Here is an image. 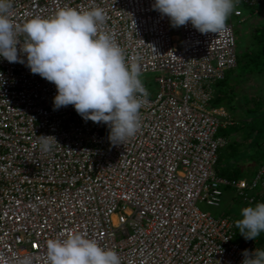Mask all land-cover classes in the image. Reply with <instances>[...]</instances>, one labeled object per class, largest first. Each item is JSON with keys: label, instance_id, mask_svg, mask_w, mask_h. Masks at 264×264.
<instances>
[{"label": "built area", "instance_id": "1", "mask_svg": "<svg viewBox=\"0 0 264 264\" xmlns=\"http://www.w3.org/2000/svg\"><path fill=\"white\" fill-rule=\"evenodd\" d=\"M154 0H11L9 19L22 26L59 10L100 8V30L158 87L139 110V129L123 144L103 123L84 121L68 105L53 110L55 85L21 63L0 59V264H49L46 243L82 233L121 264H241L245 240L237 219L215 216L224 195L247 206L264 199V164L250 179L219 176L220 151L233 124L213 108L216 84L237 66L231 16L264 0H236L225 29L201 34L190 23L173 31ZM245 7V8H244ZM256 13H258L256 11ZM23 47L25 36H18ZM18 45V55L19 48ZM24 59L23 55H20ZM39 136L57 144L41 151Z\"/></svg>", "mask_w": 264, "mask_h": 264}, {"label": "clouds", "instance_id": "2", "mask_svg": "<svg viewBox=\"0 0 264 264\" xmlns=\"http://www.w3.org/2000/svg\"><path fill=\"white\" fill-rule=\"evenodd\" d=\"M235 3L154 0L152 8L166 16L173 28L190 23L201 34H216L225 29ZM11 8V0H0V59L25 64L32 74L54 84L53 110L71 105L84 121L105 124L113 144L133 137L139 129V110L147 92L137 63L126 64L123 49L110 33L100 30L105 21L103 10L65 8L51 18L33 17L18 27L9 19ZM20 33L25 36L23 47ZM4 82L0 73V86ZM39 143L44 153L57 144L52 136H39ZM240 215L235 223L245 240H254L264 232V203L244 207ZM46 249L49 264H121L115 251L82 233L49 239ZM242 256L241 264H264V250H244Z\"/></svg>", "mask_w": 264, "mask_h": 264}, {"label": "rangeland", "instance_id": "3", "mask_svg": "<svg viewBox=\"0 0 264 264\" xmlns=\"http://www.w3.org/2000/svg\"><path fill=\"white\" fill-rule=\"evenodd\" d=\"M261 8V12L255 13L253 16H250L247 12V9H245L243 22H241V18H236L233 15L231 16V23L233 24L238 41L237 51L238 49L239 51H243L247 48L248 45H250L252 30L255 26L264 25V7ZM228 20L229 17L227 18L226 22ZM173 31L176 34H179V27L173 28ZM229 76V83L232 86H236V102L237 104H241L244 110L252 106V104L250 103L248 107H245L246 101H249V99L251 100L255 97H260L264 100V73L261 75L259 74L251 76V79L247 82L246 79L242 77L239 70L233 69V71L230 72ZM140 80L147 84L151 95H155V93L158 91V87L154 83V76H141ZM234 114L235 117L231 116L232 121L233 123L238 122L240 131L237 135L233 137L231 136L229 138V143L235 142L236 144H240L241 146L238 150V155H236L235 158H231L229 156L226 157L225 153H223V159L219 165V168L224 169L233 166L235 167L236 165H241L243 168H248L251 170L253 169V165L255 164V161L252 160V157L256 156L259 153L258 149L254 148L255 145H253V143L257 142L258 144H260V147L262 145L264 146V136L259 134V132L257 131V129L261 127L264 121V116L255 118L250 113L242 110H234ZM240 121L242 122L240 123ZM260 149L262 152H264L262 147ZM232 197L233 195L227 191L225 193L222 207L216 209L202 206V208L211 212L215 216H219L220 212H225L224 209L231 206L230 208H233L231 213L232 216H240V210L244 207L243 205H241V203L234 201Z\"/></svg>", "mask_w": 264, "mask_h": 264}, {"label": "trees", "instance_id": "4", "mask_svg": "<svg viewBox=\"0 0 264 264\" xmlns=\"http://www.w3.org/2000/svg\"><path fill=\"white\" fill-rule=\"evenodd\" d=\"M261 7H264L261 6ZM261 7H255V8H250L247 7V12L250 16H253L256 11L261 12L262 8ZM245 8V7H244ZM245 10V9H244ZM238 44V41H237ZM236 70H239L241 72L242 77L246 79V82L251 79V76L254 75H261L264 73V25L261 26H255L254 29L252 30L251 34V42L250 45L247 46V48L243 51H237V66L235 68ZM233 71V70H231ZM230 71V72H231ZM230 72L226 74V77L223 81H220L216 84V94L211 102V107L213 108H220L223 107L225 108L229 113L235 117L234 110L236 111H246L247 113H250L253 115L255 118L262 117L264 116V100L260 97H255L253 99H249V101H246L245 107H248V105L251 103L252 106L248 107L246 110L242 107L241 104H237L236 98L237 94L235 92L236 86H232L229 83L230 79ZM243 108V109H242ZM242 120V119H241ZM242 122V121H240ZM238 123V122H237ZM239 130V127L233 124L232 126L227 127L224 130H220L218 135L225 137L229 140L233 132ZM259 134L264 136V121L261 125L260 128L257 129ZM261 132V133H260ZM264 141V138H263ZM254 148H257L259 153L252 157V160L255 161V166H257V169L264 164V152L261 151V147L264 150V146L262 145L260 147V144L253 143ZM240 144H236L235 142H230L226 148L220 151L219 158H218V163H217V173L219 176L227 177V178H232L236 180L240 179H250V177H246L245 174H243L242 170L239 169L237 166L229 167V168H224L221 169L219 168V165L223 159V153H225L226 157H231L235 158L236 155H238V150L240 148ZM261 151V152H260ZM257 171V170H256ZM255 171V172H256ZM234 201H237L243 205V207H248L245 205L242 201L237 199L235 196L232 197ZM261 203H264V199L261 200ZM233 209V208H232ZM232 209L227 210L223 214L232 216ZM233 217V216H232ZM237 220L241 219V215L234 217ZM259 243V248L261 250H264V232H262L258 237Z\"/></svg>", "mask_w": 264, "mask_h": 264}, {"label": "crops", "instance_id": "5", "mask_svg": "<svg viewBox=\"0 0 264 264\" xmlns=\"http://www.w3.org/2000/svg\"><path fill=\"white\" fill-rule=\"evenodd\" d=\"M239 92V91H238ZM231 114V113H230ZM231 116H233L232 114H231ZM241 123V122H240ZM233 124H235L236 126H238V123L237 122H234ZM232 124V125H233ZM232 125H230V126H232ZM229 127V126H228ZM239 131L240 130H236L235 132H233V134L231 135L232 137L233 136H235V135H237L238 133H239ZM239 169H241L242 170V172H243V174H245L246 175V177L248 176V177H252L254 174H255V171L257 170V166H255V164L253 165L254 167H253V169H248V168H243L241 165H236ZM246 167V166H245ZM230 194H232L233 195V193L231 192V191H228ZM224 197H225V195H224ZM223 202H224V198H223ZM223 202H222V205H223ZM222 205H221V207H222ZM231 207V206H230ZM230 207H226L224 210H225V212H227V210H230L231 208ZM225 212H220V215H223Z\"/></svg>", "mask_w": 264, "mask_h": 264}]
</instances>
